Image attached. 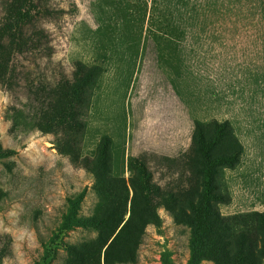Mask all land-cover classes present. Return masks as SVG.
Listing matches in <instances>:
<instances>
[{
    "label": "rangeland",
    "instance_id": "374dc122",
    "mask_svg": "<svg viewBox=\"0 0 264 264\" xmlns=\"http://www.w3.org/2000/svg\"><path fill=\"white\" fill-rule=\"evenodd\" d=\"M0 264H264V0H0Z\"/></svg>",
    "mask_w": 264,
    "mask_h": 264
},
{
    "label": "trees",
    "instance_id": "16d2710c",
    "mask_svg": "<svg viewBox=\"0 0 264 264\" xmlns=\"http://www.w3.org/2000/svg\"><path fill=\"white\" fill-rule=\"evenodd\" d=\"M57 7H60V6H57ZM191 206H193V205L191 204ZM124 226H125V224H124Z\"/></svg>",
    "mask_w": 264,
    "mask_h": 264
}]
</instances>
